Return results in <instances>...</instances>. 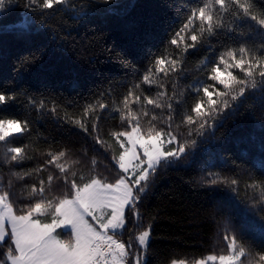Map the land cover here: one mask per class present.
I'll return each instance as SVG.
<instances>
[{
  "label": "snow or ice",
  "instance_id": "6c2138e0",
  "mask_svg": "<svg viewBox=\"0 0 264 264\" xmlns=\"http://www.w3.org/2000/svg\"><path fill=\"white\" fill-rule=\"evenodd\" d=\"M97 2L113 15L126 11L120 0H0V35L39 33L42 38V29L49 27L46 18L70 10L78 22ZM20 6L23 18L11 19ZM163 7L175 11L178 23L148 13L127 35V48L108 49L126 70L138 56L145 61L142 74L138 67L116 99L109 88L98 94L90 90L93 98L83 104L75 99L61 103L64 93L56 88L62 85H51L43 74L35 89L0 88V111L26 100L31 110L55 116L91 141L90 148L77 151L69 144L55 147L43 137L47 151L40 161L27 145L13 146L32 137V121L0 115V143L5 147L0 164V264H152L154 222L161 213L149 212L146 201L160 173L189 162L198 149L222 148L221 130L257 93L260 134H252L249 156L260 176L251 169L243 180L235 173L202 170L192 181L194 187L209 193L226 190L206 210L223 247L191 260L171 258L168 264H264V0H164ZM157 40L159 44L152 43ZM202 50L203 78L186 85L189 103L177 85L187 79L189 57ZM46 51L38 47L18 56L14 70L42 64ZM69 83L74 89L83 87L78 76ZM158 109L167 112L163 121ZM106 111L117 113L121 121L107 133L102 131ZM29 161L36 163L30 166ZM2 165L8 166L6 173ZM102 166L114 174L105 175ZM241 184L245 208L228 195L239 197Z\"/></svg>",
  "mask_w": 264,
  "mask_h": 264
},
{
  "label": "trees",
  "instance_id": "16d2710c",
  "mask_svg": "<svg viewBox=\"0 0 264 264\" xmlns=\"http://www.w3.org/2000/svg\"><path fill=\"white\" fill-rule=\"evenodd\" d=\"M78 2L82 3L83 0ZM120 3L126 6L122 16L109 13L106 11L107 5L99 2L86 19L78 22L73 19L70 10L54 13L45 20L49 27L42 29V38L39 33L30 37L0 35V88L12 90L23 86L35 89L43 74L51 85H62L56 88L57 91L64 93L61 103L75 99L83 104L93 98L91 93L98 94L109 88L112 99L122 96L130 86L132 75L145 62L144 57L138 56L137 60L133 61L134 66L126 70L109 54L108 49L114 45L127 48V35L135 30L148 13L165 16L173 25L178 23V18L174 10L163 7L164 0H120ZM24 12L22 6L18 7L11 19L23 18ZM37 23L39 24V21ZM152 43L159 44V40ZM38 47L47 49L43 54L42 64L34 66L31 70L19 73L15 71L16 58L37 51ZM204 55L202 50L189 57L186 65L187 79L181 80L177 85V91L189 103L191 97L188 95L186 85L198 76L203 78L199 66ZM126 71L128 75H125ZM73 76L79 77L83 87L79 89L71 87L69 81ZM166 87L171 94L172 82H166ZM155 89L154 85L153 91ZM27 103L26 100L17 102L0 111V115L26 117L32 121V137L18 139L13 146L27 145L29 153L35 154L40 161H43L47 151L43 137H48L55 147L69 144L77 151L90 148L91 141L86 140L78 129L70 128L66 123L61 125L53 115L47 113L41 115L31 110L27 107ZM157 113L161 121L166 119L165 110L158 109ZM260 115L261 99L257 93L247 101L241 109V114L230 119L225 129L221 130L225 132V144L222 148L212 147L202 151L198 149L189 162L178 164L160 173L159 181L146 201L149 212L161 213L154 222L153 253L149 256L152 264H168L171 258L191 260L219 251L223 247L216 234V224L206 214V210L223 196L226 190L209 193L205 189L194 187L192 181L199 179L202 170L219 172L222 175L235 173L243 180L247 178L248 170L251 169L259 177L258 165L254 167L249 156V145L252 134L255 133L256 136L260 134L258 123ZM120 124L117 113L106 111L103 114V132H110ZM180 131L184 132L183 127ZM217 135H221V132H217ZM4 153L5 147L0 143V164L3 162ZM91 154L90 151L89 155ZM28 163L34 166L36 161ZM2 166L6 173L8 166ZM101 171L109 176L114 174L110 170L104 171L103 166ZM228 195L239 207L247 206L244 203L246 198L243 184L239 197L234 193ZM249 195H252L251 190ZM249 215L254 214L249 213ZM255 218L259 220L258 215ZM233 219L237 223L240 221L235 214Z\"/></svg>",
  "mask_w": 264,
  "mask_h": 264
}]
</instances>
